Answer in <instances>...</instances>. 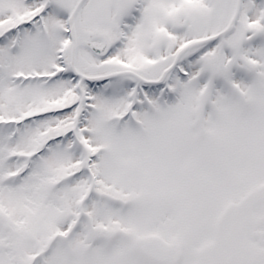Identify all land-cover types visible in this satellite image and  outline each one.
<instances>
[{
    "label": "snow or ice",
    "instance_id": "6c2138e0",
    "mask_svg": "<svg viewBox=\"0 0 264 264\" xmlns=\"http://www.w3.org/2000/svg\"><path fill=\"white\" fill-rule=\"evenodd\" d=\"M0 264H264V0H0Z\"/></svg>",
    "mask_w": 264,
    "mask_h": 264
}]
</instances>
